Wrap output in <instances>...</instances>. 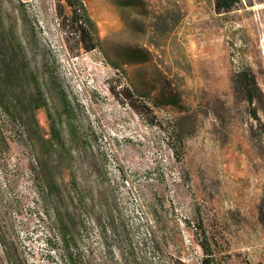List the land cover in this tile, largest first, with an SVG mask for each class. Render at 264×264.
<instances>
[{"label": "rangeland", "instance_id": "rangeland-1", "mask_svg": "<svg viewBox=\"0 0 264 264\" xmlns=\"http://www.w3.org/2000/svg\"><path fill=\"white\" fill-rule=\"evenodd\" d=\"M83 1L101 39L90 51L66 39L59 0H0L23 101L7 94L16 117L0 113V225H14L24 264H60L56 225H77L79 245L100 248L109 205L141 234L164 226L187 263L264 264V0L223 12L214 0ZM241 70L257 82L260 121L235 91ZM69 118L70 154L57 142L40 152L51 122L68 131ZM37 157L59 186L50 198Z\"/></svg>", "mask_w": 264, "mask_h": 264}, {"label": "trees", "instance_id": "trees-1", "mask_svg": "<svg viewBox=\"0 0 264 264\" xmlns=\"http://www.w3.org/2000/svg\"><path fill=\"white\" fill-rule=\"evenodd\" d=\"M239 0H214L216 12L231 10ZM57 16L59 25L65 31L66 39L74 38L80 49L90 51L99 47L101 39L98 34L96 25L90 17L83 0H59ZM1 30V27H0ZM21 69L17 66L16 60L7 57V50L0 36V113L7 114L15 118L11 112L12 99L7 100V94L15 97V101L22 103L17 88L20 87ZM258 85L255 77L247 70H241L235 75V91L243 95L244 100L251 106L249 114L260 121L258 110L260 108L261 98L257 95ZM44 100V99H43ZM47 105L46 101H43ZM39 106V104H38ZM13 108H17L14 104ZM48 110V109H47ZM49 112V111H48ZM52 115L49 112V117ZM262 125V123H260ZM69 130L63 128L61 122L56 127L51 122V132L48 137L42 138L43 148L40 152L51 154V148L55 142L61 144L65 149V154L69 152L66 148V137L75 140L77 137L73 119L67 121ZM27 135L34 142L36 134L35 129H28ZM41 138V137H40ZM35 146V144H33ZM8 142L0 124V151L8 150ZM68 151V152H67ZM39 155V154H38ZM36 165L41 167L40 183L45 196L50 198L51 195L59 190L58 183L53 177L52 171H46V163L37 157ZM4 167L7 163L3 164ZM6 183V182H5ZM7 184V183H6ZM12 181L8 179L6 189L12 188ZM105 211L103 221L105 225L96 226V237L100 248L94 250L79 245V228L77 225H56L58 235L60 236V247L57 248L60 264H171L170 256H176L172 264H191L187 263L183 254V244L178 247V255H174L169 249L171 234L168 233L164 226L148 225L144 234L140 233L138 225H119L122 221L117 216L116 210L112 205L107 208L102 206ZM98 217V220L101 221ZM259 219L264 228V187L263 196L259 204ZM1 222V219H0ZM9 228L14 225H0V245L2 248V257L9 264H24L22 252L18 249L15 237ZM76 229V230H75ZM13 231V230H12ZM205 237V235H204ZM206 238V237H205ZM182 241V240H181ZM202 246L203 254L209 255L208 247L204 243ZM209 257H203L195 261V264H209ZM168 261V262H167Z\"/></svg>", "mask_w": 264, "mask_h": 264}, {"label": "built area", "instance_id": "built-area-1", "mask_svg": "<svg viewBox=\"0 0 264 264\" xmlns=\"http://www.w3.org/2000/svg\"><path fill=\"white\" fill-rule=\"evenodd\" d=\"M0 249H1V254H2V248H1V245H0Z\"/></svg>", "mask_w": 264, "mask_h": 264}]
</instances>
